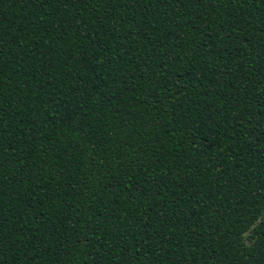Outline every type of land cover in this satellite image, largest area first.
<instances>
[{"label": "trees", "instance_id": "1", "mask_svg": "<svg viewBox=\"0 0 264 264\" xmlns=\"http://www.w3.org/2000/svg\"><path fill=\"white\" fill-rule=\"evenodd\" d=\"M0 264H264V0H0Z\"/></svg>", "mask_w": 264, "mask_h": 264}]
</instances>
